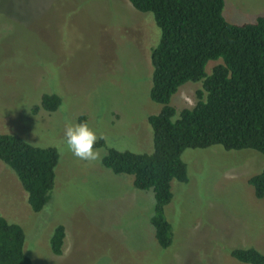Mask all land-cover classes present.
Instances as JSON below:
<instances>
[{
    "label": "rangeland",
    "instance_id": "374dc122",
    "mask_svg": "<svg viewBox=\"0 0 264 264\" xmlns=\"http://www.w3.org/2000/svg\"><path fill=\"white\" fill-rule=\"evenodd\" d=\"M223 13L230 22H252L264 14V0H226ZM160 39L152 13L129 0H0V133L59 155L50 200L39 211L0 160V215L23 228L33 264H250L231 249L264 252V198L248 182L264 166L260 152L222 145L183 151L189 181L171 183L167 248L150 221L152 189H137L133 175L102 164L109 148L154 150L148 117L162 104L150 97L151 51ZM199 86L188 81L172 96L178 112L197 103ZM53 93L62 102L49 111L41 100ZM83 115L105 141L94 147L99 160L77 158L65 146L66 125ZM59 224L65 239L55 255L50 237Z\"/></svg>",
    "mask_w": 264,
    "mask_h": 264
},
{
    "label": "trees",
    "instance_id": "16d2710c",
    "mask_svg": "<svg viewBox=\"0 0 264 264\" xmlns=\"http://www.w3.org/2000/svg\"><path fill=\"white\" fill-rule=\"evenodd\" d=\"M129 1L135 9L152 13L161 30L160 42L151 51L150 97L162 109L148 117L152 153L109 148L102 164L114 173L133 175L137 189H152L150 221L158 244L167 248L173 240L165 214L173 198L171 183L189 181L182 159L185 149L222 145L227 150L253 149L264 156V14L252 22L235 23L224 16L226 0ZM188 81L200 84L198 100L178 112L172 96ZM61 102L57 93L44 94L41 106L55 111ZM80 122H85L84 115ZM103 146L100 138L93 147ZM58 159L55 148L0 133V160L17 174L34 211L50 200ZM248 182L255 196L264 198V166ZM64 239L65 227L59 224L50 237L53 254L62 253ZM24 244L23 228L0 215V264H33ZM231 255L245 263L264 264V252L256 247H236Z\"/></svg>",
    "mask_w": 264,
    "mask_h": 264
},
{
    "label": "clouds",
    "instance_id": "9594fccd",
    "mask_svg": "<svg viewBox=\"0 0 264 264\" xmlns=\"http://www.w3.org/2000/svg\"><path fill=\"white\" fill-rule=\"evenodd\" d=\"M98 137L87 122L69 123L64 129V143L68 151L82 160H99L101 152L94 148Z\"/></svg>",
    "mask_w": 264,
    "mask_h": 264
},
{
    "label": "crops",
    "instance_id": "0c3cea01",
    "mask_svg": "<svg viewBox=\"0 0 264 264\" xmlns=\"http://www.w3.org/2000/svg\"><path fill=\"white\" fill-rule=\"evenodd\" d=\"M132 5V4H131ZM133 6V5H132Z\"/></svg>",
    "mask_w": 264,
    "mask_h": 264
}]
</instances>
